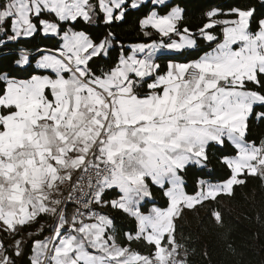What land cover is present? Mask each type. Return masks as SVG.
I'll list each match as a JSON object with an SVG mask.
<instances>
[{"label":"snow or ice","instance_id":"obj_1","mask_svg":"<svg viewBox=\"0 0 264 264\" xmlns=\"http://www.w3.org/2000/svg\"><path fill=\"white\" fill-rule=\"evenodd\" d=\"M127 6L126 0H99L107 23L123 19ZM234 11L238 19L223 21L212 19L216 11L209 12L200 35L218 41L208 30L222 24V40L199 60L170 64L166 75L147 85L152 91L146 95L136 89L159 69L153 59L158 49L196 47L189 30L184 28L181 35L177 28L183 19L179 7L167 15L153 11L141 26L165 37L181 35L180 42L137 45L132 55L122 56L115 68L100 76L88 65L106 54L107 39L95 43L84 32H65L59 55L39 61L55 78L7 79L0 95V222L15 231L42 214L57 218L53 235L35 242L31 264H186L176 259L181 245L173 237L181 207L191 209L231 194L234 185L244 182L237 178L241 172L259 170L264 176V141L259 147L245 141L249 117L264 120V111H255L264 107V20L253 32V10ZM45 12L59 21H91L93 5L90 0H7L0 4V26L11 27L10 39L27 37L37 31L35 18L45 34H59L58 23L41 19ZM18 63L27 64L28 56ZM225 137L239 149L235 159L225 161L231 178L206 187L201 182L197 195H187L181 172L206 161L209 143L222 145ZM75 173L81 175L73 181ZM85 180L86 185L81 183ZM149 181L161 188L171 185L165 193L170 207L144 215L140 205L152 195ZM64 185L71 186L66 199H75L83 211L78 207L69 216L60 207ZM109 189H118L119 198L105 200ZM75 192L81 196L74 197ZM93 205H110L135 217L139 233L129 239L143 237L155 246L154 256L118 245L108 234L112 219L93 211ZM214 216L223 222L219 211ZM166 237L169 247L161 244ZM16 243L19 255L21 242ZM0 264H10V258L4 256Z\"/></svg>","mask_w":264,"mask_h":264},{"label":"trees","instance_id":"obj_2","mask_svg":"<svg viewBox=\"0 0 264 264\" xmlns=\"http://www.w3.org/2000/svg\"><path fill=\"white\" fill-rule=\"evenodd\" d=\"M5 2L7 0H2L1 4ZM90 3L93 5L94 21H85L82 18L76 21H59L53 14L43 13L41 19L59 24L60 31L57 35H44L41 32V25L35 18L33 22L37 23V31L29 37L10 39L12 36L10 26L7 24L3 26L4 32L0 36V40L3 41L0 47V95L5 91L6 78L28 79L37 74H44V71L35 67L39 50L60 49L63 32L83 31L95 43L111 39L112 45L106 54L89 61L88 66L97 76L115 68L120 56L129 52L130 44L157 40L169 42L177 37L176 33L161 37L152 29L141 27V19L155 8L151 0L135 9L127 4L123 19L111 23L105 21L98 0H90ZM175 6H180L184 10L183 19L177 28L180 33L187 28L196 37L197 45L194 49L162 55L158 60L160 74L167 70L168 62L197 59L217 42L207 41L200 36V29L208 22L207 13L210 10L219 9L221 11L219 17L234 16L226 12L235 8L253 10L250 20V29L253 32L259 30V21L264 19V0H171L156 8L160 14H167ZM210 31L215 33L217 38L221 36L218 26ZM21 51L30 55L29 64L24 67L18 63L22 56ZM247 87L258 90L252 83H248ZM138 91L145 93L148 89L143 85ZM255 111H264V107L257 106ZM245 139L260 146L264 141V120L250 116ZM237 153V148L227 140H224L222 145L216 142L209 143L205 164L203 166L189 164L181 172L185 192L189 195L197 194L202 181L213 183L227 181L232 176V170L224 162V158L235 156ZM238 179L244 182L234 185L231 194H221L215 200H206L191 209L181 208L179 215L174 219L173 237L181 245L176 259L184 260L186 264H264V176L245 172L239 175ZM150 191L152 200H146L141 204V212H149L151 206L159 208L168 206V197L164 189L150 183ZM118 197L119 192L116 189L105 191L103 196L109 201ZM106 210L113 221L111 233L119 245L130 247L148 256L154 254L155 246L149 244L143 237L129 239V236L136 237L139 233L135 217L111 206ZM73 211L74 205L69 203L66 214L70 216ZM216 211L221 213L222 223L216 221L214 216ZM55 221V216L42 214L29 224L17 226L15 231H6L0 223V241L11 264H31L34 243L52 233ZM166 239L167 237L162 240V246L169 247ZM16 240L21 242L19 255L16 254L17 245L14 243Z\"/></svg>","mask_w":264,"mask_h":264},{"label":"crops","instance_id":"obj_3","mask_svg":"<svg viewBox=\"0 0 264 264\" xmlns=\"http://www.w3.org/2000/svg\"><path fill=\"white\" fill-rule=\"evenodd\" d=\"M148 1H150V0H126V3L131 7V8H133L131 5H132V3H137L139 6H141L142 4H144V3H146V2H148ZM152 1V5L153 6H155V8H153L149 13H148V15H146L145 17H143L142 19H141V21L143 20V19H145L147 16H149V15H151V13L153 12V11H155L158 15H167V14H169L170 12H172V10L173 9H175V8H177V7H179V8H181V9H183L182 7H180V6H175V7H173L167 14H160L159 12H158V10H157V6H161V5H164V4H166V3H168V2H170L171 0H164V3L163 4H157L156 3V0H151ZM1 2H2V0H0V4H1ZM98 2H99V0H98ZM6 3V2H5ZM138 6V7H139ZM138 7H136V8H138ZM133 9H135V8H133ZM236 9H238V8H235V9H233V10H231V11H228V12H226V13H231V14H234V16H232V17H219L218 15L221 13V11L219 10V9H216V8H214V9H212V10H210L209 12H211V11H216L217 12V16H215V17H213L212 19H214V20H220V21H223V20H235V19H238V15H237V13L234 11V10H236ZM101 10V9H100ZM239 10H242V11H246V10H243V9H239ZM102 11V10H101ZM208 12V13H209ZM102 13H103V15H104V18H105V14H104V12L102 11ZM183 13H184V10H183ZM207 13V14H208ZM118 14V13H117ZM54 15V14H53ZM207 17H208V15H207ZM58 19V18H57ZM83 19V18H82ZM95 20V16L94 15H92V20L91 21H94ZM119 20H121V19H119ZM250 20H251V18H250ZM262 20H264V19H262ZM50 22H54V21H51V20H49ZM141 21H140V24H141ZM208 22H209V17H208ZM207 22V23H208ZM206 23V24H207ZM41 25V24H40ZM216 26H218V27H220V30H221V36L218 38V41L219 40H222V29H223V27H225V25H222V24H216L214 27H216ZM142 27V26H141ZM143 28V27H142ZM10 29H11V27H10ZM143 29H152V30H154V31H156L161 37H164L162 34H160L156 29H153V28H143ZM251 30V29H250ZM208 31H210V29L208 30ZM4 32V27L3 26H0V36L2 35V33ZM41 32L44 34V35H47V36H52V35H57V34H53V33H48V34H45L44 32H43V30H42V25H41ZM77 32H83V31H77ZM211 32V31H210ZM11 33H12V30H11ZM64 33L65 32H63L62 34H61V46H60V49H58V50H53V49H45V48H43V49H40L39 50V52H40V54H39V56L37 57V59H36V61H35V67L37 68V69H39V70H42V71H44L45 73L44 74H37V75H34V76H50V77H52V78H55V73L54 72H52L50 69H43V68H40L39 67V61L43 58V56H45V55H59V53L63 50V45H64ZM68 33H71V32H68ZM85 33V32H84ZM190 33V32H189ZM213 33V32H212ZM88 37H89V35L87 34V33H85ZM170 34H172V33H170ZM191 34V33H190ZM214 35H215V33H213ZM12 35H13V33H12ZM181 35H184V33H181ZM181 35H177V37L176 38H173V39H171L169 42H164L163 40H157V41H152V42H139V43H134V44H130V45H128L129 46V52L127 53V54H122L121 56H120V58L122 57V56H129V55H132L133 54V49L137 46V45H151V44H161V43H165V44H167V43H170V42H180L181 41ZM192 35V34H191ZM201 36V35H200ZM216 36V35H215ZM21 37H24V36H21ZM21 37H19V38H21ZM27 37H29V36H27ZM203 37V36H202ZM90 38V37H89ZM192 38L193 39H195L196 40V37H194L193 35H192ZM205 40H207L205 37H203ZM18 39V38H17ZM91 39V38H90ZM92 40V39H91ZM107 41L109 42V46L107 47V49H106V51L111 47V45H112V41H111V39H107ZM208 41V40H207ZM217 41V42H218ZM216 42V43H217ZM216 43H214L213 45H212V47L207 51V52H205V53H209V52H211L212 51V49L213 48H215L216 47ZM3 44V41H1L0 40V47H1V45ZM196 45H197V40H196ZM195 47H193V48H185V49H183V50H174V49H168V48H160V49H158L156 52H155V54H154V57H153V59H154V61H155V63H158L159 64V62H158V60H159V58L162 56V55H169V54H174V53H180V52H182V51H185V50H190V49H194ZM205 53L204 54H202L199 58H197V59H194V60H190V61H185V60H183V61H170V62H168V66H167V70L164 72V73H159L158 72V70L153 74V76L152 77H149V78H146V79H144V80H142V81H139V83H138V86H137V92H138V94H140V95H146V94H149L152 90L151 89H149L148 87H147V85L149 84V83H151V82H153V80L157 77V76H160V75H166L167 74V72L169 71V65L170 64H188V63H191V62H193V61H196V60H199L202 56H204L205 55ZM23 55H27L28 56V63L27 64H20L21 66H26V65H28L29 64V59H30V55L29 54H27V53H23L22 52V56ZM138 55V57L139 58H144V54L143 53H138L137 54ZM21 56V57H22ZM120 58H119V61H120ZM119 63V62H118ZM69 74H67V73H65V76L67 77ZM33 77V76H32ZM32 77H30V78H28V79H16V78H6L5 80H6V82H7V79H15V80H30ZM143 85H146V87H147V89H148V91L147 92H145V93H141V92H139L138 91V88H140V87H142ZM5 90H6V86H5ZM157 91H159V89H157ZM46 94H49V97H50V93L48 92V90H46ZM51 98V97H50ZM224 140H227V141H229L230 143H232L235 147H236V145L233 143V141H231V140H229L227 137H225V139ZM245 141H246V139H245ZM247 142V141H246ZM211 143V142H210ZM248 144H253V142H247ZM257 146V145H256ZM257 147H259V146H257ZM237 148V147H236ZM237 150H238V153H237V155H235V156H231V157H225L224 158V162L226 161V160H231V159H235L238 155H239V149L237 148ZM226 163V162H225ZM205 164V161L202 163V164H196V165H198V166H203ZM232 170V169H231ZM246 171H244V172H241L239 175H241V174H244ZM248 173V172H247ZM259 173V170L257 171V174ZM249 174V173H248ZM239 175L237 176V178L239 177ZM231 178V177H230ZM229 178V179H230ZM183 179V178H182ZM202 182H204V185L203 186H207V185H219V184H223L224 182H226V181H224V182H218V183H213V182H208V181H202ZM150 183H151V181H149V188H150ZM151 184H153V183H151ZM153 185H155V186H157V187H159V188H161L160 186H158V185H156V184H153ZM66 186L67 185H64V186H62V192L64 193V190H65V188H66ZM171 187V185L170 184H167L164 188H162V189H164V192L166 193V191L168 190V188H170ZM201 188H202V184H201ZM183 189H184V180H183ZM110 190H112V189H109V190H106V191H110ZM117 191H118V189H116ZM185 191V190H184ZM201 191V189L199 190V192ZM198 192V193H199ZM186 193V192H185ZM197 193V194H198ZM187 194V193H186ZM197 194H195V195H197ZM187 195H189V194H187ZM195 195H189V196H195ZM167 196V195H166ZM61 199L63 198V195L60 197ZM119 198V197H118ZM118 198H116V199H118ZM112 200H114V199H112ZM146 200H152V196L151 197H148V198H145V200L144 201H142L141 202V204L142 203H144ZM108 206H110V205H108ZM108 206H104L105 208H107ZM141 206V205H140ZM170 207V200H169V198H168V206L166 207V208H159V207H157V206H151L150 207V209H149V212H147V213H143V212H141L142 214H144V215H149L151 212H152V209L153 208H156V209H161V210H167L168 208ZM182 207H186V206H182ZM181 207V208H182ZM141 211V210H140ZM104 215H106V216H108L109 217V215L106 213V214H104ZM179 215V214H178ZM177 215V216H178ZM110 218V217H109ZM136 221H137V219H136ZM33 222V221H32ZM1 223V226L3 227V229H5L6 231H10V230H8L7 229V227L5 226V225H3V223L2 222H0ZM29 223H31V222H29ZM29 223H26V224H29ZM137 225H138V231H139V223H138V221H137ZM111 231H112V226H111V229H110ZM49 238V236L48 237H46L45 239H43V240H46V239H48ZM43 240H41V241H43ZM18 240H16L14 243H15V245H17V242ZM0 244H2V242L0 241ZM118 244V243H117ZM161 244H162V242H161ZM3 245V244H2ZM119 245V244H118ZM127 248H129L130 249V247H127ZM133 250V249H132ZM135 251V250H134ZM139 253V252H138ZM141 255H145L146 256V254H142V253H140ZM4 256H7V257H9L8 256V254L6 253V250H5V248H4V246L2 247V248H0V260H2L3 259V257ZM34 256H35V243H34V246H33V253H32V256H31V259H33L34 258ZM10 264H11V261H10Z\"/></svg>","mask_w":264,"mask_h":264},{"label":"built area","instance_id":"obj_4","mask_svg":"<svg viewBox=\"0 0 264 264\" xmlns=\"http://www.w3.org/2000/svg\"><path fill=\"white\" fill-rule=\"evenodd\" d=\"M21 52L25 53V51H21ZM80 175H81V173H75L74 176H73V181H76ZM81 183H83V184L86 185L87 184V181L85 180V181H82ZM70 187H71L70 185H67L66 186L65 193H64L63 198H62V200H64L65 202L60 207L66 212V209H67L68 204L69 203H72L74 205V211H73V213H74L78 207H81V205L77 204L75 199H73L71 201H69V200L66 199L69 196ZM72 195L74 197H80L81 196V193L75 192V193H72ZM88 198H90V197H88ZM81 210L83 211L82 207H81ZM92 210L95 211V212H97V213H99V214H103V215L107 213L106 208L104 206H100V205H93ZM56 223H57V218H56L55 224ZM53 228H54V226H53ZM52 235H53V231L49 235V237H51Z\"/></svg>","mask_w":264,"mask_h":264},{"label":"rangeland","instance_id":"obj_5","mask_svg":"<svg viewBox=\"0 0 264 264\" xmlns=\"http://www.w3.org/2000/svg\"><path fill=\"white\" fill-rule=\"evenodd\" d=\"M205 187V186H204ZM111 229V228H110ZM109 229V231H108V234H110V235H112V233H111V230ZM139 232V231H138ZM113 236V235H112ZM130 250L131 251H134V250H132L131 248H130ZM156 251V250H155ZM134 252H137V251H134ZM154 254H155V252H154ZM154 254L153 255H151V256H149L150 258L151 257H153L154 256ZM146 256H148V255H146Z\"/></svg>","mask_w":264,"mask_h":264}]
</instances>
